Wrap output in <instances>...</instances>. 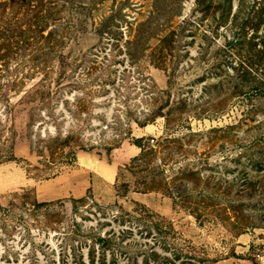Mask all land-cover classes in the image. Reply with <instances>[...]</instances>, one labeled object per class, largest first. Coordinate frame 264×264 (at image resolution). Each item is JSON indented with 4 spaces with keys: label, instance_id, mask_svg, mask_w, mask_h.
<instances>
[{
    "label": "rangeland",
    "instance_id": "obj_1",
    "mask_svg": "<svg viewBox=\"0 0 264 264\" xmlns=\"http://www.w3.org/2000/svg\"><path fill=\"white\" fill-rule=\"evenodd\" d=\"M45 2L0 0V86L15 106L8 119L0 103V151L13 140L19 158L0 163V203L56 204L31 220L33 243L0 218V264H264V97L242 95L264 76V0H68L52 38ZM10 27L27 33L7 41ZM37 87L57 93L29 120ZM131 117L150 122L129 132ZM167 134L176 177L135 191L133 138ZM121 209L142 224L125 241Z\"/></svg>",
    "mask_w": 264,
    "mask_h": 264
},
{
    "label": "trees",
    "instance_id": "obj_2",
    "mask_svg": "<svg viewBox=\"0 0 264 264\" xmlns=\"http://www.w3.org/2000/svg\"><path fill=\"white\" fill-rule=\"evenodd\" d=\"M36 1V0H32ZM45 10L46 13L44 15V20H46V26L44 29H42V32L45 30L49 29V38H52L53 36H58L62 35V20H65L61 16V12H64L65 9V4L68 3V0H45ZM64 2V3H62ZM62 3V4H61ZM33 7H36V5H33ZM36 19L37 16H34ZM35 24V23H33ZM6 33L8 34V37L6 38L7 41H10L11 37H22L25 33H27L23 28L18 29V28H6ZM31 32H33L32 29H30ZM19 33V35H18ZM136 40H140V37L137 36ZM233 43L236 45V41H233ZM238 43V39H237ZM264 45V44H263ZM61 57V56H60ZM60 61L62 65L65 64V60L63 58H60ZM253 68H249L248 71L246 72H253ZM249 89L247 91H244L245 96H248V98H253V97H264V76L263 77H257L256 79L253 78L252 83L250 86H248ZM8 91L6 89V86H0V103L3 102L4 106V111H6V114L8 116V119L11 118V115L13 111L15 110V106L12 105L11 100L9 99L7 95ZM57 93V90H53L52 88L45 89L42 87H37L33 89L31 92H26L27 98L30 96V100L26 102L27 105H29L28 108V114H29V120L33 119L35 114H38V111L42 110L43 107L47 106L48 104L46 103L47 100H50L53 97V94ZM235 93V92H234ZM36 101H38V104H34ZM21 103H24V101H21ZM160 117H167L165 114L161 112L159 114ZM170 120V119H169ZM148 122L150 121H144V122H138L137 118H129L128 120V128L129 132H133V124H139L140 126H145ZM153 122V121H152ZM169 133V132H168ZM177 138L173 137L172 134H167L166 136H160V137H155V136H141V137H134L133 138V144L136 145L140 151L138 154L133 156L130 160V162L125 166L126 169L130 170L131 172L135 174H141V178L137 179L135 181V191L139 192H148L150 190H155L159 189L160 187H169V181L171 179H174V177H170L166 174L167 170L172 169V163L171 158L165 156L166 155V150L176 142ZM60 142V136L55 138L53 141L51 140L49 145L46 146L48 151L51 154L54 152V148L56 146L55 142ZM150 141H153L151 143ZM63 143H66L67 141H62ZM60 144V143H59ZM253 146V144H251ZM61 146V144H60ZM59 146V147H60ZM8 150H4L3 152L0 151V163L5 162V161H13L19 159L15 153V142L12 140L11 143L7 144ZM30 153H35L39 155H45L47 156V151L45 148L41 149H35L33 145H31V150ZM258 164L257 166H262L264 167V159L257 160L256 161ZM169 167V168H168ZM247 180V178H246ZM242 184L241 192L246 190V185L247 182ZM256 184H252L250 189H254L257 191L255 188ZM123 189H120V188ZM121 187L119 186L118 194L122 196H126L128 192L131 189V184L128 181H123L121 183ZM188 188L186 186H179L178 187V192L177 195L179 197H184L187 195H191V189L190 191L187 190ZM247 189H249L247 187ZM262 193V191H261ZM252 194V193H251ZM253 195V194H252ZM89 198V196H85L79 199L74 198L73 201H86ZM136 204H139V202H135ZM56 202L54 201H39L37 198H34L32 200H27V202L23 204H18L15 202H11L9 205H3L0 203V218L2 219L3 222H12L13 227L15 230H21L22 232V238L21 240L25 241V244L27 243H33L32 237H31V228L33 225H36L35 222H31V220H37L36 217H39L41 214L42 216H49L50 215V209L52 205H55ZM30 205V206H27ZM138 209L144 215L150 214L149 210L146 208L144 205H137ZM44 210L43 213L40 211L42 209ZM121 217L123 215L128 216L129 218L122 220L123 223H127V227H129V231H124L122 232V241H125L128 239L127 237H132L135 235L134 230L139 228V233H141L140 227H142V224L140 222H134L132 220V214L128 210H123L121 209ZM123 214V215H122ZM131 217V218H130ZM129 233V236L128 234ZM96 245H99V247H105L108 249V247H112L115 244V241L112 237H103L101 235H98L95 241ZM94 245V249H95ZM179 250V253H182L184 255H190L189 253L183 252V250Z\"/></svg>",
    "mask_w": 264,
    "mask_h": 264
}]
</instances>
